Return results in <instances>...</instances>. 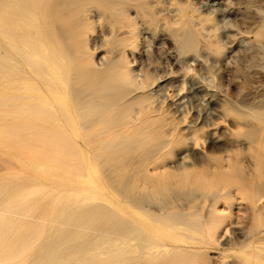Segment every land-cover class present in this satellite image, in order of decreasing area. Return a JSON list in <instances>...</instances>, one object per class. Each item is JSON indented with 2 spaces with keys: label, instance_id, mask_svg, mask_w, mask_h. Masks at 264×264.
<instances>
[{
  "label": "bare ground",
  "instance_id": "obj_1",
  "mask_svg": "<svg viewBox=\"0 0 264 264\" xmlns=\"http://www.w3.org/2000/svg\"><path fill=\"white\" fill-rule=\"evenodd\" d=\"M157 6L0 0V146L27 156L17 159L22 172L0 175V264H225L208 251L234 228L242 242L223 244L264 264V120L254 115L252 130L236 122L222 154L195 163L197 131L188 142L156 114L148 74L127 65L141 30L158 26ZM191 18L167 27L180 53L198 51ZM95 25L107 34L100 65L87 47ZM90 170L123 206L84 193L102 189ZM242 206L248 225L233 220Z\"/></svg>",
  "mask_w": 264,
  "mask_h": 264
},
{
  "label": "rangeland",
  "instance_id": "obj_2",
  "mask_svg": "<svg viewBox=\"0 0 264 264\" xmlns=\"http://www.w3.org/2000/svg\"><path fill=\"white\" fill-rule=\"evenodd\" d=\"M145 1L151 3L155 0ZM156 1L158 26L156 29L141 30L135 48L126 49L127 65L135 73L141 70L148 74V91L152 92V107L156 114L170 117L178 123L183 129V138L188 142L192 141L191 132L197 131L203 148L190 150L189 153L196 158L205 152L219 156L222 154L220 148L229 142L236 122L246 123L242 128L252 130L258 122L254 115L259 114V119L264 120V0ZM182 15L192 17L193 28L202 29L197 53H180L167 32V27ZM106 38L105 31L97 25L88 32L87 47L97 65L106 57ZM226 109L230 112H225ZM77 141L82 147V142ZM186 153L188 151L184 150L183 155ZM19 154L0 146L1 176L24 170L16 166L17 159L21 161L27 156L22 151ZM174 161L176 165L193 162L189 158H175ZM199 162L197 158L195 163ZM28 171L33 176L49 175V172L35 168ZM90 172L94 175L93 185L102 189H89V186L84 193L98 192L104 203L116 200L123 206L102 180L99 171ZM220 208L226 212L223 206ZM244 216L243 206L233 209V220L246 221L248 225L250 220L248 217L245 220ZM229 235L235 242L243 240L238 228H234L231 234L228 229L219 244L209 249L208 257L221 252L225 264L262 262L259 256L250 255L249 249L241 247V244L228 249L223 242ZM215 263L214 259L210 262Z\"/></svg>",
  "mask_w": 264,
  "mask_h": 264
}]
</instances>
